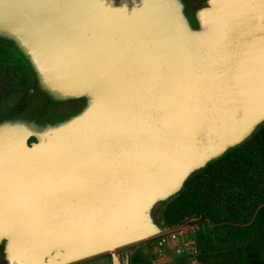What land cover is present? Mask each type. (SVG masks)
Listing matches in <instances>:
<instances>
[{
    "label": "water",
    "instance_id": "1",
    "mask_svg": "<svg viewBox=\"0 0 264 264\" xmlns=\"http://www.w3.org/2000/svg\"><path fill=\"white\" fill-rule=\"evenodd\" d=\"M0 41L27 71L0 116V264H118L264 125V0H0Z\"/></svg>",
    "mask_w": 264,
    "mask_h": 264
},
{
    "label": "trees",
    "instance_id": "2",
    "mask_svg": "<svg viewBox=\"0 0 264 264\" xmlns=\"http://www.w3.org/2000/svg\"><path fill=\"white\" fill-rule=\"evenodd\" d=\"M200 216L219 242L255 233L264 241V125L247 141L193 174L162 211L168 226ZM202 233V232H201ZM198 236V246L210 241Z\"/></svg>",
    "mask_w": 264,
    "mask_h": 264
},
{
    "label": "rangeland",
    "instance_id": "3",
    "mask_svg": "<svg viewBox=\"0 0 264 264\" xmlns=\"http://www.w3.org/2000/svg\"><path fill=\"white\" fill-rule=\"evenodd\" d=\"M195 223L199 227L202 240L198 253L185 255L171 244H160L157 237L128 245L115 250L128 264H264V241L255 233H248L240 240L219 242L213 237V225L200 216L184 219L180 224ZM199 236V234H198ZM110 253L93 256L72 264H108Z\"/></svg>",
    "mask_w": 264,
    "mask_h": 264
},
{
    "label": "flooded vegetation",
    "instance_id": "4",
    "mask_svg": "<svg viewBox=\"0 0 264 264\" xmlns=\"http://www.w3.org/2000/svg\"><path fill=\"white\" fill-rule=\"evenodd\" d=\"M27 71L24 59L17 54L10 42L0 41V116L20 107L26 91ZM118 264H128L129 257L122 259L115 252ZM114 264L112 254L107 259Z\"/></svg>",
    "mask_w": 264,
    "mask_h": 264
},
{
    "label": "built area",
    "instance_id": "5",
    "mask_svg": "<svg viewBox=\"0 0 264 264\" xmlns=\"http://www.w3.org/2000/svg\"><path fill=\"white\" fill-rule=\"evenodd\" d=\"M199 227L195 223L175 224L157 236L160 244L171 243L177 251L193 256L198 253Z\"/></svg>",
    "mask_w": 264,
    "mask_h": 264
}]
</instances>
